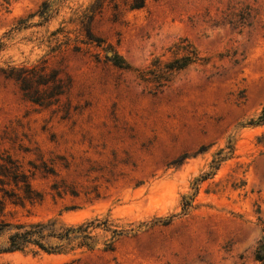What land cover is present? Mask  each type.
<instances>
[{"label":"rangeland","instance_id":"obj_1","mask_svg":"<svg viewBox=\"0 0 264 264\" xmlns=\"http://www.w3.org/2000/svg\"><path fill=\"white\" fill-rule=\"evenodd\" d=\"M44 1L0 0V248L7 223L93 226L0 264H262L264 0ZM178 43L194 63L143 76ZM35 66L65 82L51 105Z\"/></svg>","mask_w":264,"mask_h":264},{"label":"trees","instance_id":"obj_2","mask_svg":"<svg viewBox=\"0 0 264 264\" xmlns=\"http://www.w3.org/2000/svg\"><path fill=\"white\" fill-rule=\"evenodd\" d=\"M146 3V0H133L131 4L132 9H140L143 8ZM51 6V0H46L43 2V4L40 7L39 13L40 15L48 19V10ZM92 10H90L91 14L89 18V22H91L93 18V14L96 13L97 8L95 9L94 6H92ZM87 34L88 38L97 42L98 45L102 44V40L100 38H97L92 33V30L90 26L87 28ZM190 45L178 43L175 44V54L180 55L184 52L182 56L176 57L174 60L169 62L168 64H163L161 60L155 59L152 63V67L149 71L143 72V76L146 77L147 72L149 74H162L166 70H181L192 63H194L198 57V52H196V49L191 46L194 50H192V53H188ZM120 65V62H119ZM122 65V64H121ZM126 67H130L129 65ZM41 68H38L37 66L33 67L29 72V76H25L22 78V81L24 84V89L29 94V98L36 103H40L42 105H51L53 104L60 95L65 93L67 90V87L65 86V82L63 79L59 76V72L57 70H53L52 73L49 75L41 74L40 70ZM16 68L12 67L10 70H7V76L8 77H15L14 71ZM40 73V74H39ZM37 85V86H36ZM45 85L49 86V90L46 92V94H38L39 93V86ZM37 93L34 96V93ZM39 95V96H37ZM264 122V114L259 117L257 120V123ZM3 169H6L5 166H2ZM14 181L17 185H20L21 183H24V187L27 191L31 190V184L29 181V175L25 172H22L20 170V166L18 164H15L14 170ZM6 226H11V234L8 237L7 244L0 248V252H15V251H23L28 246L34 245L38 247L40 250L47 252V253H55L60 254L64 253L67 249V247L71 244L73 241V238H76L83 232L90 233L89 229L93 226V221L82 224L79 226H65L61 225L58 220L53 219L49 220L47 222H36V223H30V224H4ZM2 227L0 226V230ZM88 235V234H85ZM87 239L89 236H85ZM80 242V245L90 246L88 242ZM261 251H264V247L261 249ZM259 251L256 255V259L260 261L262 264H264V252Z\"/></svg>","mask_w":264,"mask_h":264},{"label":"water","instance_id":"obj_3","mask_svg":"<svg viewBox=\"0 0 264 264\" xmlns=\"http://www.w3.org/2000/svg\"><path fill=\"white\" fill-rule=\"evenodd\" d=\"M109 54H111V52Z\"/></svg>","mask_w":264,"mask_h":264}]
</instances>
